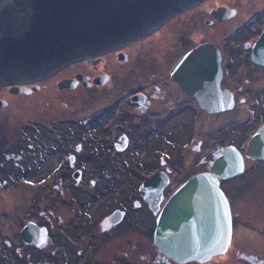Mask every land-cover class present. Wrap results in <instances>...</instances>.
Masks as SVG:
<instances>
[{"label": "flooded vegetation", "instance_id": "flooded-vegetation-1", "mask_svg": "<svg viewBox=\"0 0 264 264\" xmlns=\"http://www.w3.org/2000/svg\"><path fill=\"white\" fill-rule=\"evenodd\" d=\"M220 6L233 9V14L216 18L211 10ZM185 11H188V24L192 30L185 32L173 27L179 35L173 41L165 42L175 44L176 50L184 49L181 54L174 60L172 54L170 67L158 75V83L154 79H134L132 87L128 81L131 76L125 75L130 90L116 100L111 99L117 95L113 93L108 98L111 100L92 103L87 109L77 103L76 92L82 88H105L113 77V63L119 65L129 61L123 47L132 41L116 51L125 52L124 59H119L116 52H110L91 60L70 62L39 80L26 82L25 89H19L20 85H0V264H67L71 259L80 261L89 249L90 259H85L83 264H111L99 259V252L103 254L105 250H109L108 259L112 262L130 264L126 257L127 244L139 251V255L143 254L144 260L147 257L146 262L140 261V264H264V246L258 247L257 244V233L264 239V201H261V209H257L260 217L263 216L261 220L252 211L243 218L236 203L243 188L236 184L237 175L218 177L231 217L230 240L224 251L204 261L193 259L180 262L168 257L173 260L172 263L153 243L157 214L143 200L139 184L147 176L162 170L169 177L171 168L161 153L163 141L154 140L152 135L158 133L167 138L165 133L170 129L166 125L168 121L178 114H185L187 110L195 114L197 109L201 112H196L198 120L200 116L205 119L203 126L216 122V117L225 112L231 111L232 114L234 110H249L246 121L233 119L236 116L232 118V123L237 122L238 126L235 135L246 137L245 130L252 131L247 140L264 124V0H200L180 12L184 14ZM194 35L199 37L194 38ZM195 39H201L199 43H210L219 51V87L232 95L233 102L229 108L209 112L171 74L172 67L191 50ZM164 61L166 63L169 59ZM68 67L73 68L63 74ZM121 75L123 78V73ZM64 79H71L72 86L59 87L58 83ZM140 91L146 94L148 101L143 102L136 97L135 93ZM210 116L213 118L210 119ZM198 125L196 131L200 130L210 137L200 122ZM172 128L170 132L173 135L175 127ZM231 128L223 126L222 129L220 126L215 129L213 137L227 133L232 135ZM184 136L187 141L192 140L195 132L193 130ZM197 142L194 150L199 149L202 140L198 138ZM246 144L240 137L237 141L232 139L229 143L214 145L210 153L203 154V157L195 156L197 160L192 159V163L199 164L200 171H210L215 151L231 145L244 155ZM151 149L154 155L150 153ZM51 158L53 163H50ZM153 159L156 162H152ZM246 160L249 158L244 157V172L249 170L246 169ZM127 170L144 173L134 187L136 190H132L138 198L135 203V198L130 200L128 196L120 197L116 202L110 193L104 192L113 189L111 178L116 176V172H122L120 176L123 177ZM252 171L261 175L264 169L252 167ZM145 173L149 175L145 177ZM121 182L123 180L118 183ZM50 188L53 194L49 206L42 201L48 196L45 192ZM97 188L100 194H97ZM64 190L69 191L72 197L70 219H65L63 213L57 214L56 210L58 204L65 206L60 197ZM20 192L22 198L19 199L17 195ZM164 194L163 189V198ZM114 210L121 213L115 223L109 219ZM149 211L156 214L154 219ZM84 216L86 221L82 223ZM27 223L45 227L46 234L41 245L25 240L23 229ZM244 227L252 228L256 235L250 229V235L247 234ZM129 231L135 235L132 241L127 237L118 240L116 244L121 245V253L117 251L113 254L112 238ZM147 241L151 242L156 252H150ZM145 248L147 251L143 250ZM220 255L224 257L217 258Z\"/></svg>", "mask_w": 264, "mask_h": 264}, {"label": "water", "instance_id": "water-1", "mask_svg": "<svg viewBox=\"0 0 264 264\" xmlns=\"http://www.w3.org/2000/svg\"><path fill=\"white\" fill-rule=\"evenodd\" d=\"M198 1L0 0V85L32 82L71 60H91L103 50L151 32L167 14ZM211 11L216 18L233 14V9L226 6ZM211 45L187 51L171 74L200 105L216 112L229 108L233 101L231 93L219 87V58L214 59ZM118 57L124 59L125 52L119 51ZM65 85L72 86L71 79L58 83L59 87ZM245 153L264 159V124L249 138ZM214 154L210 171L192 174L164 201L163 189L169 183L165 171L147 176L139 185L143 199L157 211L153 243L174 260H205L224 251L229 243L231 217L218 177L240 173L243 160L231 145ZM120 214L114 210L110 221L117 222ZM23 231L25 240L37 245L42 244L46 234L45 227L32 223H27Z\"/></svg>", "mask_w": 264, "mask_h": 264}, {"label": "rangeland", "instance_id": "rangeland-1", "mask_svg": "<svg viewBox=\"0 0 264 264\" xmlns=\"http://www.w3.org/2000/svg\"><path fill=\"white\" fill-rule=\"evenodd\" d=\"M231 1V0H229ZM242 1V0H241ZM236 2V0H235ZM245 2V1H244ZM187 18H188V11L183 12ZM174 21L168 20L167 22L163 23L159 28L153 29L152 33H147L144 36L140 37L139 39H136L135 41H132L131 43H128L126 46L123 47V49L128 53L129 55V61L126 63H119L116 64V62L113 63V77L110 83L103 88V89H98L96 87H92L90 89H78L76 92L77 95V103H79L80 107H86L87 109L90 108L92 103H97V102H102L107 100H116L120 95H124L126 92H128L130 89H128L127 81H126V76L125 75H130L131 77L129 78L128 81H130L132 87L134 84L132 82L134 79L140 80V79H145V80H156L158 83V75H162L164 71L169 69L170 64L176 56L181 54L182 50L184 49H175L176 45L175 44H170L171 41H173L177 36L179 35L176 33L174 30ZM198 35H194V38H198ZM196 40V39H195ZM166 41H170L169 44H166ZM172 54H174V57L172 58ZM165 55V56H164ZM112 54L109 55L110 58H112ZM164 56V57H162ZM172 58V60H171ZM113 59V58H112ZM169 59L168 62L165 63L164 60ZM171 60V61H170ZM161 61L162 65H158V63ZM71 68L73 67H68L63 71V74L68 73ZM122 71V72H121ZM124 77L122 78V74ZM118 75V76H116ZM151 75L152 77H149ZM58 78V76L56 77ZM160 82V80H159ZM127 88H124L126 87ZM149 86H152L151 83H149ZM116 92V93H115ZM117 94L115 97H112ZM126 95V94H125ZM112 97L111 99H108ZM121 99V98H120ZM66 100V99H62ZM84 100V101H82ZM122 100V99H121ZM61 101V100H60ZM83 102H86V104H83ZM196 112L201 113L200 111L195 110V114L193 113L192 110H187L185 111V114H178L177 116L174 117L172 121H168L166 125L170 128L167 133V138H164L160 136L158 133H154L152 135V138L154 140H160L163 141L161 143L164 144V149H162L161 153L162 156L166 160L167 166H169L171 169L169 170V177H170V182L165 186L164 188V198L163 201L167 196H169L174 189L177 188L179 184H181L187 177H189L192 173L194 174L195 172H198L200 168V165L197 163H192V159L196 161L197 157H201L205 153H210L212 149L214 148V145L217 146L219 144L223 143H229L230 140L235 139L236 141L242 137L244 144L248 142V137L251 134V130L248 128L245 130L247 133L246 137L241 136L240 134L235 135V131L237 122H234L233 119L238 120V121H246L247 116L249 115L248 112L249 110L247 109H239V110H234L232 111V114L230 112H225L222 115L216 117V122H210L208 126H203L205 124V119L200 116V120H198L196 116ZM233 116H236V118H233ZM213 118L210 116V119ZM233 118V119H232ZM202 124V128L209 132L210 137L207 136V134H203L200 130H197V127L199 126L198 123ZM194 124V126H193ZM220 126H225L226 128H230L232 135L230 133H227V135L222 134V136L219 135L218 138L213 137V134L215 133V129H218ZM172 127H175L174 134H171V130L173 129ZM205 127V128H204ZM194 130L195 136L193 137L192 140H186L184 139L186 133H190ZM237 134V132H236ZM198 138L202 140L200 143L199 149H196L195 146L198 143ZM236 143V142H235ZM186 148V149H185ZM194 148V149H193ZM149 151V149L146 147ZM150 153L153 154V149L150 150ZM184 153V154H183ZM154 155V154H153ZM194 155V157H192ZM196 156V158H195ZM203 157V156H202ZM155 159L152 160L154 162ZM54 159H50V163H53ZM156 162V161H155ZM258 166H264V160H257L253 161L251 159L246 160V169L247 170L244 174H240L236 176V184L241 185V191L242 194L238 195L236 203L239 207V210H241L240 213H242L243 218L245 216H249L250 212L252 211L253 213H257L258 219L261 220L263 218L260 217V204L263 203L261 201H264V190L261 191L260 189L264 188V184L262 185L261 183H264V172H261V175L259 173H256L255 171L251 172L252 167H258ZM116 176H113L111 178V184L112 185V190H107L104 192L110 193L112 195V198L114 201H118L120 197H126L131 200L135 198L134 203L138 198H136V193L132 194V190H136L134 187H136V184L138 180H140L142 177H144V173L142 172H137V173H131L130 171H126L125 176L121 177L120 174L122 172H116ZM149 175V173H145V177ZM90 177V175H89ZM117 179H119L118 182L122 181L121 183L117 182ZM97 190H99L97 188ZM25 192V191H24ZM97 192V191H96ZM48 196L45 197V200L42 201L43 204L51 205L52 204V188L46 190ZM100 190L97 194H100ZM114 195H113V194ZM138 194V192H137ZM139 195V194H138ZM80 196H82V191H80ZM17 197L20 199L22 198L21 192L17 195ZM65 204V206L57 205L56 210L57 214L63 213V217L65 219H70L72 218V210L69 208L70 206V199L72 198L71 195H69V191L64 190L62 192V195L60 196ZM5 199H3V202ZM162 201V202H163ZM63 204V205H64ZM258 209V210H257ZM150 216L152 219L155 217V213L150 212ZM147 215V214H146ZM256 216V215H255ZM250 219V218H249ZM80 220V218H79ZM86 217H82V223H85ZM102 222V225L104 226L105 224L103 223V220H100ZM264 221V218H263ZM106 222V220H105ZM101 224V223H100ZM248 229L252 230L253 234L256 235V231H254L252 228L249 227H244L243 230L247 232V234L250 235L248 232ZM89 230V228H87ZM132 231V230H131ZM124 232V234H120L119 237H113L112 241L114 244V250L113 254L121 253L119 250L121 249L120 244H116L118 240L124 239L127 237V240H131L135 236L133 232ZM257 238H258V247L264 246V239H261L259 237V234L257 233ZM140 245V244H139ZM146 246L147 248H150V252H156V249L151 247V242L147 241ZM126 248L128 250V253L126 255L128 261L130 264H140L141 262H146L147 257H145V260L143 258V254L139 255V251L135 250L134 247H132L131 244H127ZM141 250V248L139 249ZM144 251H147L146 248L143 249ZM104 251V249H103ZM149 252V253H150ZM151 253L148 255L150 256ZM264 255V254H263ZM91 256V250L87 251V253L82 255L80 261H73L74 259H71L68 261L67 264H83L82 262L85 259H90ZM99 259H104V261H107L108 263L111 264H116L115 262H112L109 257V250L106 252V250L103 252H99L98 254ZM163 256V255H162ZM142 257V259L140 258ZM224 257L223 255L217 256V258H222ZM116 260V259H115ZM168 261H173L172 259L167 257ZM173 263V262H172ZM117 264H120V262L117 261Z\"/></svg>", "mask_w": 264, "mask_h": 264}, {"label": "bare ground", "instance_id": "bare-ground-1", "mask_svg": "<svg viewBox=\"0 0 264 264\" xmlns=\"http://www.w3.org/2000/svg\"><path fill=\"white\" fill-rule=\"evenodd\" d=\"M189 6H187V7H184V8H182L181 10H184V9H187ZM181 10H179V11H173V12H171V13H169V14H167L166 16H165V21L164 22H162V23H160V24H163V23H165V22H167L168 20H172V22L174 21V24H173V26L174 27H178L179 29H183L185 32H189V31H191L192 30V28L189 26V24H188V18L185 16V15H183L180 11ZM159 24V25H160ZM158 25V26H159ZM191 28V29H190ZM151 31H154V30H151ZM144 36V35H143ZM140 37H142V35L140 36ZM139 37V38H140ZM139 38H137V39H139ZM136 40V39H135ZM135 40H132V41H135ZM199 42H202L201 41V39H196L194 42H193V45H192V47H191V49H194V48H196V47H198V46H200V45H205V44H208L207 42H205V43H199ZM197 43H199V44H197ZM263 45V44H262ZM211 47V49L215 52V54H216V56L214 57V59L216 60H218V58H219V67H220V57L218 56V55H220L219 54V51H218V49L216 50V48H215V46L214 45H211L210 46ZM206 48V47H205ZM205 48H203V49H201V51H204V49ZM117 49H119V47H113V48H109V49H106V50H103V51H101L100 52V55H104V54H106V53H110V52H112V53H115L116 51H117ZM207 51V53H208V51L209 50H206ZM260 52V51H259ZM262 52V51H261ZM117 53V52H116ZM117 56H118V53H117ZM94 58H97V56L95 55L92 59H94ZM82 59H85V58H79V59H76V60H74V61H77V60H82ZM71 62H73L72 60H71ZM70 63V62H69ZM63 67V66H62ZM61 68V67H60ZM220 70H221V68H220ZM56 71V70H55ZM54 72V71H53ZM37 80H39V79H37ZM35 81V80H34ZM34 81H32V82H34ZM104 82V81H103ZM102 82V83H103ZM25 83L26 82H22V83H8V84H13L15 87H19L18 85H20L21 86V88L19 87V89H22V88H24V86H25ZM101 84V83H100ZM25 89V88H24ZM136 94V97L140 100V101H143V102H146V101H148V97L146 96V94L145 93H143V92H136L135 93ZM138 99H135L136 101L138 100ZM247 145V144H246ZM236 148V147H235ZM245 148H246V146H245ZM236 149H238V148H236ZM238 151L240 152V154H241V156H242V160H243V168H242V171L240 172L241 174H243V173H245L244 171H243V169H244V157H246V158H249V159H257V158H252V157H249V156H247L246 155V153H245V149H244V155L241 153V151L238 149ZM261 160H264V159H261ZM258 167H260V169H264V166H258ZM240 173H238V174H240ZM238 174H235V175H238ZM192 175V174H191ZM190 175V176H191ZM235 175H232V176H235ZM229 177H231V176H229ZM188 178V177H187ZM224 178H227V177H224ZM143 182V181H142ZM141 184V183H140ZM139 184V185H140ZM219 187H220V185H219ZM221 189V188H220ZM222 191V190H221ZM223 192V191H222ZM141 193V192H140ZM224 193V192H223ZM142 194V193H141ZM225 195V194H224ZM137 196V195H136ZM143 197V196H142ZM144 200V199H143ZM145 201V200H144ZM146 202V201H145ZM149 205V204H148ZM161 206V205H160ZM149 207L151 208V206L149 205ZM151 210H152V208H151ZM153 212H155L156 214H157V211H154V210H152ZM208 259V258H207ZM207 259H205V260H207ZM196 260V259H195ZM200 261V260H199ZM201 261H204V260H201Z\"/></svg>", "mask_w": 264, "mask_h": 264}]
</instances>
